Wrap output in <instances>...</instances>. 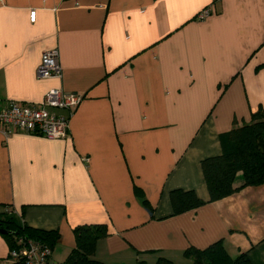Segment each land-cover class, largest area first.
I'll list each match as a JSON object with an SVG mask.
<instances>
[{
  "label": "crops",
  "instance_id": "0c3cea01",
  "mask_svg": "<svg viewBox=\"0 0 264 264\" xmlns=\"http://www.w3.org/2000/svg\"><path fill=\"white\" fill-rule=\"evenodd\" d=\"M48 50L61 79L37 76ZM58 88L84 96L67 138L0 133V217L59 231L68 255L76 227L106 224V264H188L220 240L264 264V184L210 203L202 169L264 110V0H0V111ZM177 189L208 203L173 216ZM10 250L0 233V264Z\"/></svg>",
  "mask_w": 264,
  "mask_h": 264
},
{
  "label": "trees",
  "instance_id": "16d2710c",
  "mask_svg": "<svg viewBox=\"0 0 264 264\" xmlns=\"http://www.w3.org/2000/svg\"><path fill=\"white\" fill-rule=\"evenodd\" d=\"M222 154L209 157L202 161V169L210 194L208 202L224 199L242 188L261 186L264 184V110L259 108L252 113L251 122L242 126L235 125L231 131L219 136ZM242 173L243 184L235 188L238 173ZM136 195L148 204L143 191L136 188ZM173 216L198 209L208 202L201 200L194 191L182 189L173 190L170 194ZM9 231L6 237L11 243V249L16 247L18 238L31 239L49 248L51 256L60 240L57 230L35 229L21 224L13 215L0 217V231ZM76 246L70 252L63 264H106L96 257L97 244L108 237L106 224L81 225L74 229ZM183 256L188 264H252L246 253L236 257L229 255L223 241H217L205 249L188 248ZM15 264H23L15 262ZM136 264H147L140 260ZM157 264H176L165 258H160Z\"/></svg>",
  "mask_w": 264,
  "mask_h": 264
},
{
  "label": "built area",
  "instance_id": "2783aa9c",
  "mask_svg": "<svg viewBox=\"0 0 264 264\" xmlns=\"http://www.w3.org/2000/svg\"><path fill=\"white\" fill-rule=\"evenodd\" d=\"M212 6L203 10L198 18L204 20L212 14ZM31 22L36 21V12L31 13ZM40 79L62 78L59 52L48 50L43 53L37 71ZM84 96L63 89H51L37 104L8 101L0 111V133L6 138L17 132L42 136L49 140L65 139L69 135L70 118ZM61 112H67L63 114ZM51 250L31 239L20 237L9 259L23 264H50Z\"/></svg>",
  "mask_w": 264,
  "mask_h": 264
},
{
  "label": "rangeland",
  "instance_id": "374dc122",
  "mask_svg": "<svg viewBox=\"0 0 264 264\" xmlns=\"http://www.w3.org/2000/svg\"><path fill=\"white\" fill-rule=\"evenodd\" d=\"M68 257L67 252H61L60 250H55L53 252V262L52 264H63L66 258Z\"/></svg>",
  "mask_w": 264,
  "mask_h": 264
},
{
  "label": "water",
  "instance_id": "95a60500",
  "mask_svg": "<svg viewBox=\"0 0 264 264\" xmlns=\"http://www.w3.org/2000/svg\"><path fill=\"white\" fill-rule=\"evenodd\" d=\"M0 233H1V234H8V233H9V231H6V230H1V231H0Z\"/></svg>",
  "mask_w": 264,
  "mask_h": 264
}]
</instances>
